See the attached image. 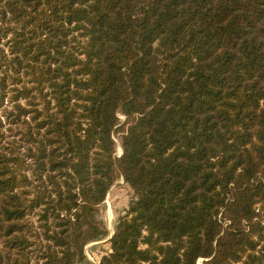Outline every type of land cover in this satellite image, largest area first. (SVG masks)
Segmentation results:
<instances>
[{"label":"trees","instance_id":"1","mask_svg":"<svg viewBox=\"0 0 264 264\" xmlns=\"http://www.w3.org/2000/svg\"><path fill=\"white\" fill-rule=\"evenodd\" d=\"M1 107L0 264L85 262L121 176L99 264H264V0H0Z\"/></svg>","mask_w":264,"mask_h":264},{"label":"rangeland","instance_id":"2","mask_svg":"<svg viewBox=\"0 0 264 264\" xmlns=\"http://www.w3.org/2000/svg\"><path fill=\"white\" fill-rule=\"evenodd\" d=\"M5 103L8 105L7 108L9 110L13 108L9 99H7ZM22 103L27 105L25 100H22ZM4 107L0 108V116L2 115L5 122L6 133L9 136L7 141L12 142L15 139V143L21 147L22 151H25L24 140L22 137L24 133L23 131H25L24 126L21 124H11L7 117L8 112ZM120 116L121 119L124 120V116ZM121 154L122 141L120 136H116V155L120 156ZM134 197V190L125 181L124 177H118L110 188L105 202L101 204L99 209V218L104 222L105 227L108 230V235L103 236L101 239L91 242L86 246L85 253L87 260L81 264H99L101 257L110 252L111 247L108 241L109 237L113 234L118 220L126 213V210Z\"/></svg>","mask_w":264,"mask_h":264},{"label":"water","instance_id":"3","mask_svg":"<svg viewBox=\"0 0 264 264\" xmlns=\"http://www.w3.org/2000/svg\"><path fill=\"white\" fill-rule=\"evenodd\" d=\"M112 236V235H111ZM111 236L109 237V239L111 238Z\"/></svg>","mask_w":264,"mask_h":264},{"label":"crops","instance_id":"4","mask_svg":"<svg viewBox=\"0 0 264 264\" xmlns=\"http://www.w3.org/2000/svg\"><path fill=\"white\" fill-rule=\"evenodd\" d=\"M79 264H81V263H79Z\"/></svg>","mask_w":264,"mask_h":264}]
</instances>
